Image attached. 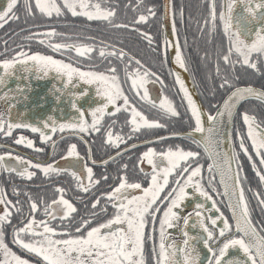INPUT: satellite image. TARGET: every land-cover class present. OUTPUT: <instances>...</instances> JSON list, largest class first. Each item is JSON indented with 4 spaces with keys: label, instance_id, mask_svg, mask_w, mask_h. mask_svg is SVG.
Listing matches in <instances>:
<instances>
[{
    "label": "snow or ice",
    "instance_id": "6c2138e0",
    "mask_svg": "<svg viewBox=\"0 0 264 264\" xmlns=\"http://www.w3.org/2000/svg\"><path fill=\"white\" fill-rule=\"evenodd\" d=\"M19 0H7V6L0 11V25L9 19H16L15 8ZM23 7L28 15H34L31 0H23ZM35 9L43 16H60L65 10L73 16H83L87 20H102L110 27L125 28L137 32L149 47L154 44V36L150 31H145L139 25L147 24L156 19V5L143 3L137 0L131 7L138 12L131 22L113 23L116 8L102 6L100 3H92L90 0H35ZM239 8V10H237ZM171 16V35L176 37L175 42L164 36L165 52L162 62L167 63V48L169 44L174 49V61L184 70H187V58L185 57L176 27V17L179 15L183 22V9L173 10L171 3L165 6V16ZM203 33L207 28L209 37L216 33L218 28L224 42L216 48L215 73L219 81L217 87L227 92L214 106V111L205 116L204 110L193 99L192 93L185 85L179 72L175 73V82L183 93L182 102L186 101V111L190 112L194 125L191 127L188 137L191 143L201 148L207 156V185L202 183L205 179L202 175L203 165L199 162L201 153L194 150H186L179 144L163 146L166 137L156 136L155 141L161 143L158 151L154 147H146L139 153L137 167L143 174V180L147 186H143L140 179L130 180L128 165H120V175L115 186H109L110 190L102 191L99 195L93 193L89 203L85 205L87 211L79 214L71 200L65 198L64 187L55 186L56 197L50 200L36 199L31 193L25 192L27 212L19 200L8 198L7 191L0 187V264H146L145 244L151 242V255L154 264H204L200 259L198 244L206 249V264H264V223L259 226L252 218V209L242 186L240 151L252 161V168L256 171L261 186H264V129L256 124V118L245 111L242 115L243 123L247 126V138L251 141L254 155L259 157V166L249 147L245 144V138L237 130L239 138V150L232 145L231 130L229 126L233 122L236 107L240 101L255 98L264 102V89H256L252 86H235L234 70L236 65L248 67L256 73H261L264 68V0H208L207 14L202 21L197 22ZM163 29V25H161ZM67 35L57 33L55 28H47L43 32L29 33L24 39H33L44 36ZM40 43H48V47L57 52H72L84 57L92 53L94 45L82 43L79 40L51 43L44 39ZM187 44V39L184 41ZM153 51H159L157 44ZM99 55L116 57L123 65L126 81L130 79L129 91H132L141 101L148 102L154 107H159L165 116L175 117L180 113L173 103L162 97L157 104L156 100L149 97V78H155L157 74L151 68L144 66L139 59L132 56L122 48L100 42ZM125 58L127 61L125 62ZM69 60H75L68 57ZM91 59V57H89ZM223 62L225 68H230L232 74L221 70ZM136 68L130 69V65ZM0 86L6 83L9 76L17 71L26 74L35 73L37 78L47 77L55 73V81L48 92L54 96L55 101L60 102L62 97L70 99V107L76 113L68 120H57L55 116L48 115L44 119L37 117L33 122H13L9 117L0 113V131L5 136H10L14 128L30 129L33 133H39V139L43 142L50 140L57 130L64 132L101 131V123L105 115L125 110L130 113L127 123L130 125L131 139L141 127L163 128L166 127L158 119H149L144 113L130 102L121 86L117 68L113 65L106 70H87L76 66V62H66L65 59H57L52 55H44L40 52H25L23 46L16 51L12 58L0 59ZM19 79V77H17ZM25 80L28 79L26 75ZM95 86V94L101 98V102L87 110L78 101L85 97L88 88L78 91L77 86ZM162 83V81H161ZM23 85L17 84L15 91L22 92ZM230 89V91H229ZM141 90L142 93H141ZM7 98L9 93H3ZM26 98V97H25ZM43 102L44 98H40ZM111 106V110L110 109ZM11 108V105H10ZM61 111H63L61 109ZM90 115V121L87 118ZM205 121L207 123H205ZM116 123L112 120L105 130L107 141L112 145H119L125 140V136L117 133L113 138L112 126ZM6 126V130H5ZM257 129H260L257 131ZM227 133V136L225 135ZM198 134V135H197ZM172 136L183 135L171 133ZM227 139L230 145L228 150L223 148V141ZM17 144L35 147L32 139L24 135L18 136ZM153 141H147L151 144ZM55 141H52L55 149ZM76 144H70L62 158H71L67 167H57L55 161L51 163L35 162L21 155L14 157L17 166L4 164L5 157L12 158V152H4L0 155V165L9 173H17L22 178H31L35 172L30 167L41 170L45 176L51 173H68L75 180V187L85 193L95 185L98 180H93V168L86 162H82L80 154L76 150ZM136 148V144H131ZM43 151V149H36ZM89 149V153H90ZM119 152L116 154L119 156ZM100 161L106 165L109 160ZM93 163H96L93 161ZM150 168L146 170L143 165ZM235 164V168L233 165ZM80 168L87 174V183L84 177L76 170ZM222 192L217 188V179ZM106 181L107 175L102 174ZM189 189L192 191L190 192ZM223 195L227 201V208L231 212L230 219L217 206V201L210 194ZM253 191L257 204L264 212V195ZM12 191L19 197L20 188L13 187ZM135 193V194H134ZM202 197L203 201L195 203L191 210L184 213L185 202L190 196ZM76 199H80L77 197ZM211 201V209L216 214L205 215L206 202ZM109 205L111 211H109ZM161 206H163L161 208ZM13 211L17 214V223H11ZM42 218H37V213ZM198 228L195 234L187 229ZM168 229H178L183 236L182 242L169 239L172 233ZM22 251L24 255L20 254ZM230 249H238L243 255L227 257ZM31 257V258H29Z\"/></svg>",
    "mask_w": 264,
    "mask_h": 264
},
{
    "label": "flooded vegetation",
    "instance_id": "af4514ba",
    "mask_svg": "<svg viewBox=\"0 0 264 264\" xmlns=\"http://www.w3.org/2000/svg\"><path fill=\"white\" fill-rule=\"evenodd\" d=\"M31 2L33 4L34 15H28L23 7V0H19L18 5L15 8L17 18L9 19L0 25V59L12 58L14 53L20 50V46L24 45V51L28 52L29 54L31 52H40L44 55H52L57 59H65L66 62H76V66L84 67L87 70L102 71L103 67H101V65L104 61L119 64L115 65L117 68V74L120 77L121 86L125 90V94L130 98V102L134 103L138 110L142 111L147 118L158 119L162 124H165L166 127L145 128L142 126L141 129L135 133L131 139H128L127 136L132 135L130 133V125L127 123L130 113H127L125 110H121L119 112L112 113L111 116L107 114L105 115L102 120L101 131L99 133H78L72 130H65L64 132H61L58 129L56 133L52 134L49 141L43 142L39 139V133H33L30 129L14 128L10 136H5L4 132L0 131V155H2L4 152H12V158L5 157L4 164L9 166H17L18 162L15 161L14 157L16 155H21L25 158V160L32 159L34 163H51L55 161L54 166L62 168L67 167L71 158L65 159L62 157L65 156L67 147L74 143L77 146L76 150L80 154L81 161L86 162L89 167L93 168L92 179L99 181V183L95 184L89 190V192L85 193L82 189H77L75 187V180L68 173H51L48 176H45L41 170L30 167L29 170L35 172V175L31 178H22L17 173H9L5 171L4 167L0 165V187H3L7 191L8 198L14 201L19 200L21 205H23L26 214L27 202L24 195L25 192L31 193V195L38 200L40 198H43L44 200H50L56 197L57 193L54 191V187L58 185L66 189L64 193L65 198L72 201L79 214H83L87 211L85 205L89 203V200L93 197V193H95V195H99V193L102 191L110 190L109 186H115V183L118 182L116 177H118L121 172V164L128 165V176L130 180L140 179L143 186H147V183L143 180V174L139 173L138 171L137 160L139 153L144 151L146 147L151 146L156 148L158 151L161 149V143L154 140V137L156 136L166 137V139L163 141V146L165 148L168 145L179 144L186 150L190 149L199 151L201 153L199 162L203 165L202 175L205 177L202 183L207 185V177L209 175L207 172V164L209 163V160L203 153V150L201 148H197L196 145H193L189 137L179 135L176 137L171 135L173 132L182 134L189 133L191 127L194 125V121L191 119L190 112L186 111V101H184L185 104L182 102L181 97L183 96V93L180 92V86L175 82V74L172 69L170 52L168 48L167 64L169 65V71L167 72V70H162L165 68L162 62V57L165 52L163 0H153L152 3L149 2V0H143L145 5H156V19L154 20L157 22V24L155 26H150L148 23L139 25V27L145 31H150L151 27H155V29L156 27L158 28L159 35L154 40L155 42L153 46L149 47L147 41L140 36L141 40L137 42H130L129 48H131V50L132 48L140 49V54L142 57H139L138 54H135L137 59H139L144 66L151 68L152 71L157 74L155 78H149V83L145 85V87L148 88L150 99L156 100L158 104L160 98L167 97L180 113L179 116L175 117L165 116L159 107H154L148 102L141 101L134 95L132 91H129L130 79L126 81L123 65L116 57L106 56L102 60L99 55L101 41H99V39H97L91 32L90 34H86L88 31H93L96 33L98 27L100 28L99 23L101 20L89 21L87 18L80 15L73 16L66 10L60 16H56L54 14L52 17H46L41 15L35 9V0H31ZM90 2L100 3L102 6L115 7L116 15L113 23H118V21L120 23H124V20L125 23H127L126 20L131 22L138 14L136 10L133 9L132 11L131 9L126 8L130 5L131 0H90ZM207 2L208 0H171L173 10H179L180 8L183 9V22L181 23L179 15H177L176 27L180 37L182 51L187 58L186 71L193 87L195 88L199 103L204 109V113L206 115L208 112L214 111V106H216L219 102H222V98L227 95V92L217 87L219 81L215 73L216 58L214 59V65H212V61L208 55V57L199 58L198 63H193L192 66L191 63H189V56L186 53L188 42L185 44L184 41L188 31L191 30V20L189 16L194 15V18H200L202 21L204 16L207 14ZM6 6L7 0H0V11H2ZM217 8L219 10V0H217ZM123 10H131V12L125 13L124 11L123 13ZM237 10H239V8H237ZM161 25H163V29H161ZM47 28H55L57 33H66L67 35H56L52 37L39 36L30 40L24 39V37L29 35V33L43 32ZM206 29L207 28H204L203 34L206 33ZM122 30L130 33L131 35L135 34V31L130 29L122 28ZM181 32L183 35H181ZM200 33L202 34V32ZM173 38L175 42L176 37L173 36ZM41 39L51 43L69 41L74 42L79 40L82 43L93 44L94 48L92 53H89L84 57H79L74 51L65 53L57 52L54 49L48 47V43H40ZM116 44L113 43L110 45H114L116 48H122L131 54L122 43L117 42ZM157 44L159 45L158 52L152 50V48H155ZM197 45H200V43H197ZM38 48H40V50H38ZM151 55L156 57L159 68L153 67V64L150 63ZM68 57H73L75 60H69ZM89 57H91V59H89ZM86 58L89 60H85ZM126 61L127 58H125V62ZM132 68H136L134 63L130 65L129 70ZM221 70L222 72L228 71L229 74H232L230 68H221ZM0 72H2V68H0ZM234 75L236 77L234 81L235 86H252L258 90L264 89V68H262L261 73H256L246 66L241 67L240 65H236ZM13 85L14 83L11 81V78L8 77L6 83L0 86V113L4 114L6 118L9 117V115L11 118L10 111L14 107L13 94L15 93V89L11 88ZM88 86H91L93 89H95V86ZM6 91L9 93L7 98H5L3 95V93ZM142 91L143 90H141V93ZM93 98L95 104H81V106L87 110L88 108L94 107L96 103L101 102V98L97 97L95 93ZM109 110H111V106ZM245 111H247L249 115H253L256 118V124L260 125L261 129H264V102H261L255 98L247 99L241 102L237 107L231 125V146L236 147L237 151H240L238 147L240 138L237 135L238 130L239 133L245 138V144L249 147V152L253 155V160L256 161L258 167H261L259 166V157L254 155V150L251 148V141L247 138V126L242 120V115ZM74 115H76V113L72 110L69 119ZM87 118L90 121V115ZM112 120L116 121V123L112 126L113 138H115L117 133L125 136V140L119 145H112L107 141L105 130L108 128ZM259 130L260 129H257V131ZM20 135H24L25 137L32 139L35 147L30 148L26 145L17 144L15 141ZM150 140L153 141L151 144L146 143ZM52 141L56 142L55 149H53ZM133 143L137 145V147L134 149L130 147V145ZM36 149H43V151H36ZM89 149L91 150L90 153ZM118 152L120 153L119 156L116 155ZM109 156H112L114 159L109 160L106 165L100 163L102 160H107ZM239 159L241 164L242 186L245 190V195L249 202V206L252 209V218L259 226L261 223H264V212L261 211L260 206L257 204V200L253 195V191H250L249 189H254L260 192L261 195H264V186H261L259 183L256 171L253 170L251 166L252 161H249L247 156L244 155L242 151H240ZM93 161L96 163H93ZM143 166L146 168V170L150 171V168L146 164ZM76 170L84 177V183H87L86 172H83L80 168H77ZM105 173L108 177L106 181L102 178V174ZM216 179L217 188L222 192L223 190L218 184V178ZM13 187L20 188L19 197H17V195L12 191ZM208 190L217 201V206L222 212H224L225 216H227L231 222V212L227 208L226 199L223 197V195L217 196L214 192H211V189ZM189 191L191 192L192 190L189 189ZM77 197H80V199H76ZM200 201H203V198L198 197V194L196 198L190 196L185 202V207L182 211L184 213L190 211L192 206ZM162 207L163 206H161V208ZM205 207L206 209L210 210L207 211L205 215L216 214L215 210L211 209V201L206 202ZM109 211H111L110 205ZM37 218H42L39 212L37 213ZM17 219V214L15 211H13L11 223H17ZM187 230L192 234H195L199 231L198 228H192L191 225H189ZM168 231L172 233V236L169 239L182 242L183 236L178 229H168ZM10 246L12 245L10 244ZM197 247L200 250V259L201 261H204L207 255L206 249L203 248L202 244H198ZM14 250L18 249L14 247ZM20 254L24 255L22 251H20ZM145 259L146 264H154L151 255V242H147L145 244Z\"/></svg>",
    "mask_w": 264,
    "mask_h": 264
},
{
    "label": "water",
    "instance_id": "95a60500",
    "mask_svg": "<svg viewBox=\"0 0 264 264\" xmlns=\"http://www.w3.org/2000/svg\"><path fill=\"white\" fill-rule=\"evenodd\" d=\"M169 3H171V0H163L164 34L167 36V38L170 41L174 43L173 35H171L172 18L170 15L167 17L165 16V6ZM168 49L170 52L171 65H172L174 74L176 72L180 73L181 78L185 82V85L188 87L189 91L192 93L193 99L196 100L198 105H200L195 88L192 85V82L188 76L187 71L184 69H181L174 61L175 52L171 44H169ZM26 75L28 76L27 80L24 79ZM9 77L11 78V81L14 83V85L11 87L12 89H16L17 84L24 86V89L22 92L17 93L15 91V93L13 94L14 107L10 111L11 120L13 122L19 121V122L35 123L37 121V117H39L40 119H44L48 115L55 116L57 120H68L69 119L70 114L72 112V109L70 107V99L65 96V97H62V100L60 102H57L55 101L54 96H52L51 93L48 92V89L51 88L54 83H58L57 81H55V73H50L47 77L37 78L35 73L26 74L22 71H17L15 75H11ZM17 77H19V79H17ZM85 87L88 88L87 95L83 98L81 97L78 103L80 105L81 104H86V105L95 104L94 98H93L95 89H93L91 86L81 84L77 87L76 90L82 91L83 88ZM41 97L44 98L43 102L40 99ZM250 99H253V98H250ZM243 101L245 100L240 101L239 104ZM237 107H236V110H237ZM61 109L63 111H61ZM205 123L207 122L205 121ZM231 125L229 126L230 130H231ZM225 135L227 136V133H225ZM179 136L188 137V133H185ZM222 146L225 150L229 149L230 145L227 139L223 141ZM233 167L235 168V164L233 165ZM242 255L243 254L239 250L230 249L227 253L226 258H230L233 256H242ZM203 262L204 264H206V260H204Z\"/></svg>",
    "mask_w": 264,
    "mask_h": 264
},
{
    "label": "trees",
    "instance_id": "16d2710c",
    "mask_svg": "<svg viewBox=\"0 0 264 264\" xmlns=\"http://www.w3.org/2000/svg\"><path fill=\"white\" fill-rule=\"evenodd\" d=\"M149 2H153V0H149ZM132 4H136V0H131V3L128 7L133 11V8L131 7ZM131 10H123V13L125 11L126 12H131ZM193 16V17H192ZM190 20H191V30L188 31V34L186 35V39L188 42L187 45V50L186 53L189 56V63H191V65L193 66V63H198V59L199 58H203V57H208L210 60L212 61V65H214L215 61L214 59L216 58V48L217 45L220 44L221 46H223V44L225 43L222 39V35L221 32L218 28L217 32L212 34L211 37H209L207 29H206V33L205 34H201L200 32V26L198 25V21H201L200 18L195 17L194 15H190L189 16ZM193 18V19H192ZM197 20V21H196ZM126 22L128 23V20H126ZM118 23H120L118 21ZM125 23V20H124ZM157 24V22L155 20H151L148 25L150 26H155ZM100 28L98 27L97 32L94 33L93 31H88L86 34H90V32L95 35V37L97 39H99V41H104L107 44H113V43H122L127 49L128 51L137 58V56L135 54H138L139 57H142V55L140 54V49L138 48H129V43L130 42H137L140 41V35L135 32V34H130L128 32H125L122 30V28H114V27H110L108 25L107 22L105 21H100L99 23ZM153 31H152V30ZM150 32L152 33V35L154 36V40L156 39V37H158L159 35V31L158 28L156 27H151ZM125 35V36H124ZM131 35V36H130ZM181 35L182 32H181ZM197 43H200V45H197ZM118 45V44H116ZM201 46V47H200ZM25 46L23 45V48ZM124 47V48H125ZM38 50H40V48H38ZM85 60H89L88 58H86ZM103 60V58H102ZM104 61L103 64L101 65V67H103V70H106L110 67H112L113 65H119V64H114V63H110V62H106ZM150 63L153 64V67L159 68V64L157 63V59L156 57L151 55L150 58ZM164 64V70H167V72L169 71L168 69V64L167 63H163ZM220 67L223 69L225 68V65L223 64V62H221ZM182 98V97H181ZM185 104V102H184ZM186 105V104H185Z\"/></svg>",
    "mask_w": 264,
    "mask_h": 264
}]
</instances>
